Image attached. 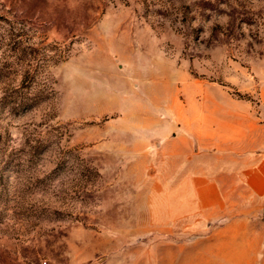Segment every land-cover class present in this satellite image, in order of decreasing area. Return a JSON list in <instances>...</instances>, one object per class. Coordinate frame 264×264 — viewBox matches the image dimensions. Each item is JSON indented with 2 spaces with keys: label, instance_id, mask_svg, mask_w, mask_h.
Segmentation results:
<instances>
[{
  "label": "rangeland",
  "instance_id": "rangeland-1",
  "mask_svg": "<svg viewBox=\"0 0 264 264\" xmlns=\"http://www.w3.org/2000/svg\"><path fill=\"white\" fill-rule=\"evenodd\" d=\"M232 120L264 132V0H0V264H264Z\"/></svg>",
  "mask_w": 264,
  "mask_h": 264
},
{
  "label": "crops",
  "instance_id": "crops-1",
  "mask_svg": "<svg viewBox=\"0 0 264 264\" xmlns=\"http://www.w3.org/2000/svg\"><path fill=\"white\" fill-rule=\"evenodd\" d=\"M197 112L200 113L201 111L196 110V120H197V116H198V119H200V115ZM246 126L247 125L244 122L238 123V121L232 120L226 126V131H225L226 134L220 135V136L223 138L225 136L228 139H235V138L243 139L242 146H241L242 150H245L247 148L254 149L256 147H260L262 144V139H264V132L262 134H259L260 136L258 135L259 137L257 139H255L254 141H251L250 130L247 129ZM222 128L223 127H217L216 130L218 132L224 131V129H222ZM195 132H196V134H198V132H201V128H199L198 130H197V128H195ZM175 144H176V141L171 140L170 149H171V152L174 153L175 155H181L183 153H186L188 151V149L190 148V145H187V144H184L183 147H180V146L178 147ZM248 159H249V157H244L241 160L246 161ZM202 169H203L202 165H197L195 168V172H201L202 173ZM259 169L260 170H259L258 175H260V178L262 179L261 185L264 186V162L262 164H260Z\"/></svg>",
  "mask_w": 264,
  "mask_h": 264
}]
</instances>
